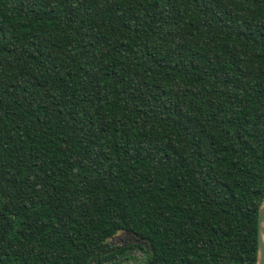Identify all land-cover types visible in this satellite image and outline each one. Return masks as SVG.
I'll return each mask as SVG.
<instances>
[{"label":"trees","instance_id":"1","mask_svg":"<svg viewBox=\"0 0 264 264\" xmlns=\"http://www.w3.org/2000/svg\"><path fill=\"white\" fill-rule=\"evenodd\" d=\"M263 200L264 0H0V264H257Z\"/></svg>","mask_w":264,"mask_h":264},{"label":"water","instance_id":"2","mask_svg":"<svg viewBox=\"0 0 264 264\" xmlns=\"http://www.w3.org/2000/svg\"><path fill=\"white\" fill-rule=\"evenodd\" d=\"M257 264H264V200L258 215Z\"/></svg>","mask_w":264,"mask_h":264},{"label":"rangeland","instance_id":"3","mask_svg":"<svg viewBox=\"0 0 264 264\" xmlns=\"http://www.w3.org/2000/svg\"><path fill=\"white\" fill-rule=\"evenodd\" d=\"M127 237L128 236L126 234L125 235L121 234L117 238L113 239L112 242L115 244H126L127 241L130 239ZM120 261H122V260H120ZM121 264H143L141 253H138L137 255H135V257L131 260L122 261Z\"/></svg>","mask_w":264,"mask_h":264}]
</instances>
